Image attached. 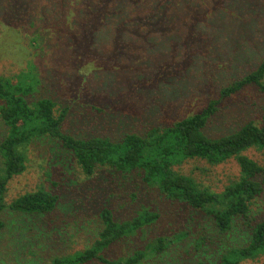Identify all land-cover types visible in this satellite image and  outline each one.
Returning a JSON list of instances; mask_svg holds the SVG:
<instances>
[{"label":"rangeland","instance_id":"1","mask_svg":"<svg viewBox=\"0 0 264 264\" xmlns=\"http://www.w3.org/2000/svg\"><path fill=\"white\" fill-rule=\"evenodd\" d=\"M3 1L8 0H0ZM77 1L67 0L62 10L66 17L72 2H95V14H91L102 17L93 19L95 23L87 28L78 23V52L86 54L89 47L88 53L74 52L78 53L74 60H66L69 67L59 64L51 69L50 58L59 55L61 45L54 46L56 41L47 42L41 34L33 35L34 28L16 33L10 15L0 8V76L16 77L31 64L38 65L42 72L40 93L54 99L58 109L66 104L75 108L65 131L77 138L104 135L118 139L127 133H143L151 126L172 125L201 111L219 97L222 87L254 71L264 59V0H183L162 20L159 13L138 14L131 5L135 0ZM152 2L144 0L146 7ZM50 4L61 8V0H31L30 5L32 10L39 6L48 10ZM186 5L193 9L194 24L197 27L199 19L200 27L181 34L183 25L189 28L185 20L191 15L180 14L179 9ZM77 15L81 19L85 13ZM19 21L27 23L22 17ZM137 24L139 30H135ZM83 38H88L92 46ZM52 69L57 71L55 82L49 77ZM94 72L97 74L88 84L86 79ZM68 73L78 77L77 83L65 76ZM83 106L100 108L104 117L84 119L87 109ZM219 109L205 130L212 137L232 134L249 122L261 123L264 95L249 87L224 99ZM6 133L0 119V143ZM27 150V170L7 185L5 201L9 204L27 193L45 189L57 194L59 203L52 213L29 218L0 211V220L6 225L0 232V264H54L55 259L72 257L90 248L101 229L98 201L106 197L98 184L100 176L88 180L71 155L55 141L33 143ZM246 155L264 165L262 152L251 149ZM181 168L218 193L239 176L233 160L216 166L204 160H189ZM146 197L141 200L145 205L131 210L124 204L114 205L118 221L130 219L150 205L158 209L154 211L159 212V219L117 242L104 252L105 258L126 259L138 250L147 253L158 238L176 241L187 233L169 250L151 254L144 264H219L223 255L250 242L251 234L240 221L229 233L221 234L210 220L201 216L180 218L176 216L179 211L162 203L158 195L149 197L146 191ZM250 219H264V195L251 206ZM239 264H264V256Z\"/></svg>","mask_w":264,"mask_h":264},{"label":"trees","instance_id":"2","mask_svg":"<svg viewBox=\"0 0 264 264\" xmlns=\"http://www.w3.org/2000/svg\"><path fill=\"white\" fill-rule=\"evenodd\" d=\"M142 1L143 3H138L135 0L131 4L138 9V14L144 16L159 13L161 20L165 13L171 14L178 4L184 3L183 0H153L146 7L144 0ZM30 4L31 0H8L0 2V8L6 15H10L9 21L16 33L34 28L33 35L41 34L42 38L47 37V42L52 39L56 41L54 46L61 45L59 55L56 53L55 57L50 58L49 69L59 64L69 67L66 60H74L78 53H88L89 47L85 49L86 54L78 52L79 39L76 34L79 22L83 28H87L95 23L93 19L102 17H93L91 14H95V2L85 5L72 2L69 5L71 9L67 10V17L62 13L67 0H61V8L57 4H50L48 10L41 9V6L32 10ZM179 9L180 14L191 15L185 20L189 23V28L183 25L179 29L180 33H187L189 29L197 31L200 20L197 18L199 24L196 27L193 9L187 5ZM79 12L85 13L81 19L77 17ZM20 17L25 18L27 23L19 21ZM135 30H139L138 24ZM83 39L88 46H92L88 38ZM36 41L38 40L33 42ZM60 56L61 61H58ZM71 67L75 66L72 64ZM49 71V77L55 82L57 71ZM41 74V68L31 64L16 77L0 76V119L7 131L0 143V211H10L16 216L29 218L50 214L56 209L59 196L45 189L27 193L9 204L5 201L7 185L27 170V148L33 143L44 141L57 142L65 153L71 155L88 180L100 176L98 184L103 187L101 194L106 197L98 201L101 229L93 245L72 257L55 259L54 264H144L151 254H161L174 243L186 238L187 233L175 239L176 241L160 237L149 252L138 250L126 259L109 260L104 257V252L117 242L130 238L159 219V212L154 211L158 209L152 205L136 211L130 219H117L118 211L114 205L124 204V208L128 210L139 207L144 204L141 200L147 199L146 191L149 197L152 194L158 195L162 203L179 211L176 216H190V220L201 216L206 221L210 220L221 234L229 233L233 230L234 223L240 221L251 234L250 242L246 247L233 249L223 255L219 264H239L241 261L264 256V219L250 221L251 206L264 195V165L246 155V151L251 149L264 155V117L261 123H246L232 134L212 137L205 132L220 111L224 99L249 87L256 88L264 95V59L254 71L222 87L219 97L211 100L198 113L172 125L151 126L143 133H127L118 139L104 135L77 138L66 132L65 125L74 117L75 108L66 104L58 109L54 99L42 95L39 91L42 85ZM95 74L97 72L86 79L88 84ZM65 76L77 83L78 77L75 74L68 73ZM83 107L87 109L84 110V119L103 115L100 108ZM189 160H204L213 166L233 160L239 169V176L222 192H214L182 172L181 166ZM141 190L144 191L143 194ZM5 227V223L0 220V232Z\"/></svg>","mask_w":264,"mask_h":264}]
</instances>
